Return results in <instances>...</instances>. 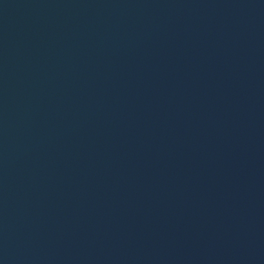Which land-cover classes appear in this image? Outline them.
Segmentation results:
<instances>
[{"label":"water","instance_id":"obj_1","mask_svg":"<svg viewBox=\"0 0 264 264\" xmlns=\"http://www.w3.org/2000/svg\"><path fill=\"white\" fill-rule=\"evenodd\" d=\"M0 264H264V0H0Z\"/></svg>","mask_w":264,"mask_h":264}]
</instances>
